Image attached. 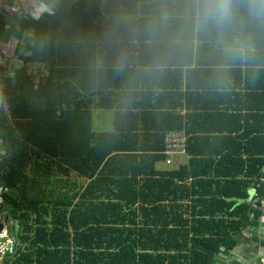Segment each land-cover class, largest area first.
<instances>
[{
	"label": "trees",
	"instance_id": "obj_1",
	"mask_svg": "<svg viewBox=\"0 0 264 264\" xmlns=\"http://www.w3.org/2000/svg\"><path fill=\"white\" fill-rule=\"evenodd\" d=\"M185 4L88 0L31 21L27 60L48 75L4 91L0 184L16 192L4 209L19 229L2 264H217L252 224L264 198V24L241 11L243 56L214 36L177 45ZM93 108L115 110L113 130H93ZM175 131L188 161L158 168ZM252 187L249 202L226 199Z\"/></svg>",
	"mask_w": 264,
	"mask_h": 264
},
{
	"label": "crops",
	"instance_id": "obj_2",
	"mask_svg": "<svg viewBox=\"0 0 264 264\" xmlns=\"http://www.w3.org/2000/svg\"><path fill=\"white\" fill-rule=\"evenodd\" d=\"M81 1L88 0H19L21 5L19 15L1 16L2 22L8 26V30L6 32L2 31L0 35L2 37L9 34L16 35L19 38V48L16 55L6 60L3 65L0 86L2 91L0 94V118L2 115L8 114L5 112V107H9L5 92H21L24 86V74L33 79L34 85H37L39 79L48 75L45 63L40 64L37 63L38 60L36 62L27 60L33 55L32 46L34 44L35 29L31 25V21L50 22L51 18L55 15L58 16L60 11L72 12ZM57 32H60V30H57ZM14 96V94H10L8 98L11 99ZM188 158L185 162L188 161ZM253 203L255 210L251 215L252 224L240 234H236L235 248L220 254L217 258V264H264V198L255 199Z\"/></svg>",
	"mask_w": 264,
	"mask_h": 264
},
{
	"label": "clouds",
	"instance_id": "obj_3",
	"mask_svg": "<svg viewBox=\"0 0 264 264\" xmlns=\"http://www.w3.org/2000/svg\"><path fill=\"white\" fill-rule=\"evenodd\" d=\"M245 9L252 21L264 24V0H186L175 43L214 36L219 50L226 56H243L246 44L238 30V17Z\"/></svg>",
	"mask_w": 264,
	"mask_h": 264
},
{
	"label": "built area",
	"instance_id": "obj_4",
	"mask_svg": "<svg viewBox=\"0 0 264 264\" xmlns=\"http://www.w3.org/2000/svg\"><path fill=\"white\" fill-rule=\"evenodd\" d=\"M21 12L19 0H0V34L6 32L8 26L4 25L1 16H15ZM19 48V38L16 35L9 34L5 37L0 35V86L2 81V72L4 62L13 58ZM2 93L0 88V94ZM5 112L8 113V108L5 107ZM168 159L175 154H186V134L181 131L170 132L167 135V148L165 151ZM11 189L0 184V264L4 259L16 251V240L13 237V232L10 230L6 220V211L4 209L5 194L10 193ZM2 226V227H1Z\"/></svg>",
	"mask_w": 264,
	"mask_h": 264
},
{
	"label": "rangeland",
	"instance_id": "obj_5",
	"mask_svg": "<svg viewBox=\"0 0 264 264\" xmlns=\"http://www.w3.org/2000/svg\"><path fill=\"white\" fill-rule=\"evenodd\" d=\"M115 117V110L110 109H94L92 110L93 130L95 131H111L113 130V123ZM186 154H175L170 157V160L158 162V167L163 169H174L179 167L181 164L187 162ZM10 227V225H8Z\"/></svg>",
	"mask_w": 264,
	"mask_h": 264
},
{
	"label": "water",
	"instance_id": "obj_6",
	"mask_svg": "<svg viewBox=\"0 0 264 264\" xmlns=\"http://www.w3.org/2000/svg\"><path fill=\"white\" fill-rule=\"evenodd\" d=\"M5 157H6L5 143H4V139L2 137H0V161H2ZM4 164H5L4 162L0 163L1 166H4ZM255 192H256V189L252 187V188L248 189V196L246 198L228 197L226 199L235 201V203L233 205V207H234V206H236V205H238V204H240L242 202L251 201L252 198H253V195L255 194ZM11 193L16 195V192L12 191ZM6 220H8V216H6ZM12 222L14 224L13 237L16 240V232L19 229V223H18V220H13Z\"/></svg>",
	"mask_w": 264,
	"mask_h": 264
}]
</instances>
